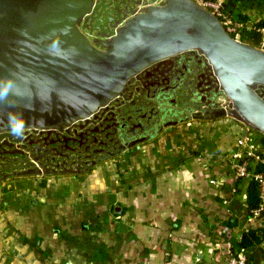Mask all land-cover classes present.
I'll return each instance as SVG.
<instances>
[{"label": "crops", "instance_id": "crops-1", "mask_svg": "<svg viewBox=\"0 0 264 264\" xmlns=\"http://www.w3.org/2000/svg\"><path fill=\"white\" fill-rule=\"evenodd\" d=\"M223 6L264 19V0ZM184 124L80 173L0 181V264H264V241L237 248L264 213L248 214V180L229 174L251 131L233 117Z\"/></svg>", "mask_w": 264, "mask_h": 264}, {"label": "water", "instance_id": "water-1", "mask_svg": "<svg viewBox=\"0 0 264 264\" xmlns=\"http://www.w3.org/2000/svg\"><path fill=\"white\" fill-rule=\"evenodd\" d=\"M156 2L0 0V92L6 95L0 98V138L9 113H22L25 128L69 127L105 106L146 66L196 51L231 100L210 114L264 134V98L256 88L264 87V45L235 40L193 0ZM32 166L2 174L0 181L48 170Z\"/></svg>", "mask_w": 264, "mask_h": 264}, {"label": "flooded vegetation", "instance_id": "flooded-vegetation-1", "mask_svg": "<svg viewBox=\"0 0 264 264\" xmlns=\"http://www.w3.org/2000/svg\"><path fill=\"white\" fill-rule=\"evenodd\" d=\"M195 53L187 54L196 57L200 63L196 64L199 72L203 70L201 63L204 62L198 57L202 54L199 51ZM165 59L146 66L131 77L116 97L97 108L87 120H77L69 127L62 126L50 132L25 128V134L19 138L12 135L9 128L3 131L0 138V175L29 169L32 165L45 166L47 173H54L52 169L66 170L68 173L84 171L94 162L93 166L122 152L136 149L143 141L155 137L162 132L164 123H161V119L167 118V115L153 114L155 101L147 99L149 90L146 87L148 84L155 86V80L144 78L155 76V64ZM204 70L203 77L208 72L206 67ZM158 71L161 72L160 69ZM165 123L172 126L174 120L167 118ZM27 163L32 165L17 168V165Z\"/></svg>", "mask_w": 264, "mask_h": 264}, {"label": "rangeland", "instance_id": "rangeland-1", "mask_svg": "<svg viewBox=\"0 0 264 264\" xmlns=\"http://www.w3.org/2000/svg\"><path fill=\"white\" fill-rule=\"evenodd\" d=\"M92 37L93 36L90 35L91 39ZM257 47L260 48V46ZM198 57L204 62L201 63L203 70L199 72L196 70V64L199 65L200 63L198 64L196 57L183 53L174 57H168L162 62L156 63L155 76H147L144 78V80H155V86L148 84V87H146V90H149V92H147L149 94L147 99L155 101V113L153 114L160 116L167 115V118L174 120V125L169 126V124L165 123L167 118L162 117L161 123L164 124L161 126V129L166 128V130H169L170 128V130H174L178 125L187 122L230 117H213L210 114V111L214 108L228 107L231 100L220 88L214 72L203 54ZM205 67L208 72H206L207 76L204 74L205 77H203ZM158 69H160L161 72H159ZM256 88L258 89V93L264 98V87L256 86ZM188 108L190 109L188 110ZM246 125L252 133L249 136L250 139L260 138V131H257L248 124ZM156 137L155 135V138ZM235 160V162L239 161L237 158H235ZM234 163H232V165ZM232 165L230 166L231 171L229 174L233 176ZM254 165L255 162L251 161L249 166L251 171ZM241 178L249 180L248 177ZM210 183L214 184L215 180H210ZM252 213L254 215L256 214L255 212ZM263 213L264 212L261 214ZM261 214H257V216ZM230 257L229 259L231 260L233 257H236V254L234 253ZM230 260H228L226 264H230Z\"/></svg>", "mask_w": 264, "mask_h": 264}, {"label": "built area", "instance_id": "built-area-1", "mask_svg": "<svg viewBox=\"0 0 264 264\" xmlns=\"http://www.w3.org/2000/svg\"><path fill=\"white\" fill-rule=\"evenodd\" d=\"M157 4H160L164 0H156ZM199 6L208 10L213 16H215L221 25L224 27L225 31L231 35L235 40L240 41L241 31L246 28L249 29L252 27L257 33L261 36L260 48L264 45V27H255L248 25L243 21H237L231 17L228 11L223 6V0H193ZM89 35V34H87ZM90 37V36H89ZM238 150L234 157L239 161L235 162L232 165L233 176L235 178L248 177L253 179L258 186L259 190V206L252 210L256 214L264 212V171L254 172L250 169L251 161L255 163L264 164V158L261 156V153L258 150V145L248 136L240 138L236 143ZM230 264H246V261L240 256L236 255L230 261Z\"/></svg>", "mask_w": 264, "mask_h": 264}, {"label": "trees", "instance_id": "trees-1", "mask_svg": "<svg viewBox=\"0 0 264 264\" xmlns=\"http://www.w3.org/2000/svg\"><path fill=\"white\" fill-rule=\"evenodd\" d=\"M225 8V6H224ZM255 27H264V19H260L252 24ZM240 41L253 45L255 47L260 46L261 36L255 30L251 28L242 29ZM259 145L264 147V134L260 133V138L257 139ZM254 172H262L264 171V164L258 162L255 163L253 167ZM260 198H259V190L257 183L251 178L248 180L247 185V195H246V206L248 210V214L252 215V210L256 209L259 206ZM261 214V213H260ZM264 241V229H254L250 228L241 234V238L237 243V248L242 249L249 246H259Z\"/></svg>", "mask_w": 264, "mask_h": 264}, {"label": "clouds", "instance_id": "clouds-1", "mask_svg": "<svg viewBox=\"0 0 264 264\" xmlns=\"http://www.w3.org/2000/svg\"><path fill=\"white\" fill-rule=\"evenodd\" d=\"M0 98L6 99L5 93L0 92ZM25 124L22 113H9L8 128L12 135L22 137L25 134Z\"/></svg>", "mask_w": 264, "mask_h": 264}]
</instances>
